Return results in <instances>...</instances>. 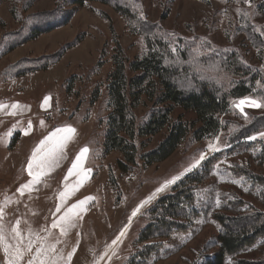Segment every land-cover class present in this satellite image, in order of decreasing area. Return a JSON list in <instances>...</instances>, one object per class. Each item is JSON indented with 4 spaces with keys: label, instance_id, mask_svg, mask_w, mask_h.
Segmentation results:
<instances>
[{
    "label": "rangeland",
    "instance_id": "rangeland-1",
    "mask_svg": "<svg viewBox=\"0 0 264 264\" xmlns=\"http://www.w3.org/2000/svg\"><path fill=\"white\" fill-rule=\"evenodd\" d=\"M114 1L128 7L136 20L131 22L118 13ZM71 9L66 24H57L5 51L17 35L25 36L33 25H55ZM0 18V209L9 228L19 219L22 235L27 236L29 229L45 235L41 229L54 219L58 194L65 190V183L77 182L76 175L67 181L65 177L83 148L88 153L82 167L90 171L65 206L86 197L94 199L66 235L54 229L49 237L65 258L74 250L68 264H124L146 245L152 247L146 264L202 263L220 248L222 225L216 213L264 211L262 186L251 180L252 176H264V138L259 135L264 132V108L245 106L247 120L232 108L234 101L264 96V0H93L78 7L69 0H0ZM159 33L170 37L171 49L180 47L181 64L187 71L229 87L240 79L224 66L225 58L233 55L254 73V88L250 94L230 99L229 110L220 115L222 129L215 137L194 140L188 135L165 160L149 166L139 161L123 173L116 164L121 157L118 152L102 153V119L108 111L105 79L112 68L115 39L132 59L145 50V36ZM46 62L49 66L41 69ZM95 87L100 95L91 103ZM46 97L49 100L44 104ZM13 104L19 107L13 109ZM149 106H139L136 115L145 117ZM178 115L194 119L190 111L176 108L172 119ZM29 121L31 131L24 135L21 129L27 128ZM66 126L75 132L61 150L58 166L47 171L33 190L21 195L17 189L31 179L26 168L34 149L49 133ZM166 134L167 129H163L153 136L144 150L155 147ZM254 135L256 139H247ZM210 142L219 151L211 152ZM202 153L206 159L186 171ZM209 157L214 164L197 190V214L191 217L190 227L137 242L147 223L146 209L174 184L157 193L134 217L133 210L166 181L177 176L181 179ZM109 173L119 191L112 187ZM259 257H264V236L243 252L226 255L225 262L236 264L242 258ZM28 258L25 256L21 264ZM0 264H4L2 251Z\"/></svg>",
    "mask_w": 264,
    "mask_h": 264
},
{
    "label": "trees",
    "instance_id": "trees-1",
    "mask_svg": "<svg viewBox=\"0 0 264 264\" xmlns=\"http://www.w3.org/2000/svg\"><path fill=\"white\" fill-rule=\"evenodd\" d=\"M69 1L71 5L78 7L93 0ZM113 3V8L127 20H136L135 14L128 7L116 1ZM74 9L67 11L55 25H33L25 36L19 34L12 39L5 51L36 38L57 24H66ZM2 24L0 18V25ZM110 29L114 35L111 23ZM176 49L178 52L174 54L170 37L165 34L147 35L145 50L129 59L115 39L111 55L112 68L105 79L108 111L102 119V153L107 155L113 151L118 152L121 157L116 164L123 173L137 166L139 161L142 165L149 166L165 160L188 135L194 140L215 137L222 129L220 115L229 110L230 99L245 96L253 91L256 78L254 73L240 65L233 55L225 58L224 66L231 73L239 75L240 79L225 88L210 79L187 71L181 64L183 56L180 47ZM49 64L44 63L41 69H46ZM99 95V88L95 87L91 92L90 102H95ZM147 103L150 105L149 111L145 117L139 118L135 110ZM176 108L190 111L194 119L188 121L181 115L172 119ZM163 129H167L166 136L155 147L144 150L150 139ZM213 164L212 157H209L200 168L183 176L146 209L147 223L140 230L137 242L166 237L173 231L190 227L191 217L197 214V190L208 177ZM251 180L261 185L264 192V176H252ZM109 181L114 190L119 191L111 173ZM214 216L222 225L220 248L205 261L196 264H226V255H237L264 236V211L255 210L236 215L216 213ZM151 248L149 245L142 247L124 264H146L152 252ZM236 264H264V257L242 258Z\"/></svg>",
    "mask_w": 264,
    "mask_h": 264
},
{
    "label": "snow or ice",
    "instance_id": "snow-or-ice-1",
    "mask_svg": "<svg viewBox=\"0 0 264 264\" xmlns=\"http://www.w3.org/2000/svg\"><path fill=\"white\" fill-rule=\"evenodd\" d=\"M172 52L176 54L178 50L173 47ZM48 100L49 98L46 97L44 104H47ZM245 106L264 108V96L256 98L249 96L233 102L232 108L237 109L247 120V114L244 112ZM18 107V104L12 105L13 109H17ZM31 127V121H29L28 127L21 129V131L24 135H28L31 131ZM74 132L75 129L70 126L56 128L40 141V144L34 149L26 168L31 179L17 189L21 195H23L25 191L33 190L34 186L41 182V178L47 171L58 166V161L62 156L61 150L65 146L70 135ZM259 135L261 138H264V132L259 133ZM247 139L254 140L256 139V136H250ZM208 149L211 152L219 151V147L211 142L208 144ZM87 153V148L81 149L72 162L71 167L68 170V175L65 177V181L68 180L69 176L76 175L78 177L77 182L74 185L65 183V190L58 194V200L60 202L55 206V211L52 213L54 219L51 221L49 227L41 229L45 235L41 236L38 232L34 233L31 229L28 230L27 236L22 235L19 227L21 221L19 219H16L15 223L9 228L4 222V213L2 209H0V251H2L4 255V264H21V261L24 260L25 256L29 257L26 264H61V262H63V264H68L74 250L73 252H69L65 258L62 253L57 250L56 243L49 242V237L52 235V230L54 229H58L60 235H66L71 228L76 226V219L82 218L81 213L86 211V206L92 199H94L93 197H86L71 206H65L67 199L82 186L87 173L90 171L82 167V162L86 159ZM204 159H206V156L202 153L200 158L186 171H191L192 168L199 166ZM178 179H180L179 176L174 177L171 180L166 181L161 187L157 188L152 195L147 197L135 210H133L132 217L136 216L140 211V208L149 203L157 193L166 190L170 185L175 184ZM219 205L220 201L217 198L216 206L219 207ZM129 220H131V217H129ZM120 235L123 236L124 232H121ZM118 239L119 237H117V240ZM58 242L59 241H57V243ZM115 243L116 241H113V244Z\"/></svg>",
    "mask_w": 264,
    "mask_h": 264
}]
</instances>
